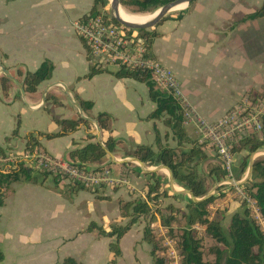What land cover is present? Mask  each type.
<instances>
[{
  "label": "crops",
  "instance_id": "obj_1",
  "mask_svg": "<svg viewBox=\"0 0 264 264\" xmlns=\"http://www.w3.org/2000/svg\"><path fill=\"white\" fill-rule=\"evenodd\" d=\"M198 1V4L195 2L193 7L191 6V12L185 14L181 21L172 20L173 22H165L164 25L159 26L158 33L160 37L155 40L151 53L159 62L171 70L178 79L186 103L194 108L203 120L212 123L222 118L230 109L236 106L247 92H262L263 85H258L261 84L258 79L252 80V84L246 80L245 83H240L237 87L235 85L231 87L232 90L230 91L228 89L229 84H225L221 89L227 90L222 95L217 96L216 99L214 91L221 90L220 84L216 85L211 82V77L215 79V74L218 75L219 72H224L223 67H211L210 69L209 64L201 60L198 68L186 70L184 63H180L177 60V51L174 47L177 46L178 48L183 45L189 47L188 42L192 39L195 42L203 40L206 42L209 40L207 37L212 40L214 38L209 31L210 21L211 19L214 20L216 11L223 4H220L219 0H212L213 2L210 0ZM93 3L94 0H0V79L6 77L2 71L6 70L23 87L25 75L37 71L44 62H50L54 67L52 78L41 84L38 91L33 95L25 93V96H22L19 87L10 79L9 94L8 97H5L0 83V148L9 144L5 142L9 138H15L14 142L18 141L24 145L23 138L31 132L59 133L61 129L54 121L55 119L73 120L81 117L79 110L73 104V102L77 103L76 99L78 98L93 103L92 110L88 114H84L86 118L96 121L98 115L103 113L109 114L113 118L111 136L115 140L122 142L121 147L117 148V156L114 155L117 161L132 159L126 158L125 153L133 151L137 146H152L157 150L156 131L164 136L169 130L162 121L146 120L156 106L150 101L145 84L133 79H119L115 76L118 71L113 73L107 69H105L106 72L98 74L92 79L84 78L89 72L91 65L87 57L86 47L75 32L74 23L90 14ZM247 13H243L241 17ZM107 14L110 13L107 11ZM241 17L235 20L231 27L242 30L249 23L262 21H250L245 24L235 25L240 21ZM200 18H208L209 21L207 24H202L198 22ZM205 31H207V35L204 34ZM197 45L199 47V44ZM200 56H202L201 53ZM205 60L208 59L205 58ZM231 60H236L238 64L245 65L242 57H234ZM210 61H214V59ZM222 77H226L225 73ZM244 78L247 77L244 76ZM246 84L251 86L250 90L247 89ZM44 97L46 99L45 104H43L42 100ZM48 97L50 99L56 98L61 105H55L52 100L47 101ZM22 100L31 112H39L42 109H46V106L50 104L52 110L54 109V114L47 118H37L35 126L31 130L27 128L19 134L20 124L18 125V122L21 123V114H25L23 109L25 106ZM7 107H15L11 116H7L5 112ZM61 112L64 113L58 118L56 114ZM13 117L17 119L15 127L12 121ZM50 124H53L50 132L44 131L43 129ZM17 128L18 136L12 137L13 132ZM192 131L195 138L188 135L189 138L200 142L201 137L197 128L193 127ZM91 135H95L97 141V129L94 124L89 127H81L77 133L71 136L51 141L42 140L41 143L48 156L68 162L69 152L78 147H84L86 145L85 139ZM108 136L109 134L107 133L102 134V142ZM162 144H169L172 147L176 145L171 139L169 142L163 141ZM3 149L6 150V147ZM258 154L255 158L258 157ZM237 158H241L240 154ZM111 163L115 162L108 157L105 165H110ZM122 165L126 168V165ZM127 165H130L129 169H124L121 175L128 185L107 187L106 190L112 191L113 189L111 188H118V191L116 193H108L102 197L98 196V194H90L88 191H80L76 192V194L65 193L67 189L62 190L61 186L56 189L54 184L51 187L48 185V180L42 187L27 185V189L34 188L40 192L46 191L44 193L50 195L56 202L65 201L73 214L71 225L68 227L66 225L63 226L65 228L64 231L70 234L66 235V238L62 237L60 242L52 246V248H56L67 240V245L61 247L63 256H66L62 262L68 258H73L78 264H110L112 253L109 250V244L112 239L99 237L95 232L89 233L86 230L91 223H94L98 227H103L106 232H110L114 223L122 225L117 223V219L121 218L119 206L121 200L128 202L137 198L144 199L147 197L148 190L145 186L147 179L144 177L143 185H141L143 180L141 175L146 176L148 172H144L137 163L132 162ZM146 169L151 170L154 168L146 167ZM129 171L133 173L134 183H137V180L139 181L138 188L131 185ZM155 172H158L162 178L163 185L160 194L168 192V196L186 200L187 204L188 199H190L187 195L174 194L170 189L169 193L167 189L169 188L168 172L165 170ZM174 186L179 189L175 183ZM83 193L86 195L81 199L80 196ZM81 200H87L90 203L91 215H84V210L80 204ZM108 200L117 202V207L109 209L107 206H102V217H98L95 213V203L99 202L102 204ZM159 201L162 202L164 200L160 199ZM221 202H224V205L227 204L229 211L226 216H229V218L242 210L240 201L232 197L230 192H226V197ZM44 213L45 218L42 219V222L46 226H51L54 219L60 214L55 210L54 206L49 205H47ZM25 218L30 222V218ZM124 220L121 218L119 222ZM104 221H109V223L106 224ZM97 222L100 224H97ZM160 224L158 221L154 225H158L160 228ZM144 227L143 224H135L121 239L119 246L122 251V257L117 264H121L125 258H127V264H154L150 254L151 247L143 241ZM128 238L129 242L126 244ZM82 240L86 244H83Z\"/></svg>",
  "mask_w": 264,
  "mask_h": 264
},
{
  "label": "trees",
  "instance_id": "obj_2",
  "mask_svg": "<svg viewBox=\"0 0 264 264\" xmlns=\"http://www.w3.org/2000/svg\"><path fill=\"white\" fill-rule=\"evenodd\" d=\"M177 0H120L123 10L131 15L148 16L157 12L164 5ZM196 2V1H194ZM192 2L189 6L193 5ZM109 0H94L89 16L96 17L107 13L109 8ZM86 17V16H85ZM83 17V18H85ZM182 16L172 18L165 17L159 24L168 20L181 21ZM114 20V19H113ZM264 20V0L260 8L243 15L238 23L245 24L250 21ZM115 23H117L114 20ZM143 33L146 40V47L151 52L155 40L160 37L155 29L153 31H137ZM54 71L53 65L46 61L40 68L33 72L27 73L24 77L23 89L25 93L34 94L38 91L41 84L49 81L52 78ZM106 72L105 69L91 67L85 79H92L94 76ZM115 76L119 79H133L137 82L145 84L148 89L149 99L155 104V110L146 118L149 121H162L165 127L169 130L164 136L156 131L157 150L152 146H137L133 151L126 152V158H133L143 163L148 168L166 167L171 172L175 185L186 191H190L196 199H203L209 194V190L205 189V182L199 177L197 168L200 164L209 160L205 153V143L199 140L190 139L185 129L184 111L180 102L165 91L158 89L152 81L150 74L142 71H132L120 68ZM10 79L2 77L0 83L3 94L8 97ZM260 97H264L263 95ZM54 101L55 105H61L56 98H47V101ZM84 114H88L93 103L81 99H76ZM89 119V118H88ZM60 127L61 131L56 134H47L40 132L28 133L24 138V153L37 154L45 153L41 141H51L57 138L71 136L77 133L81 127H89L91 123L84 118L79 117L73 120H54ZM102 134H109L108 138L100 145L96 141V136L91 135L85 139L86 145L82 148H76L68 154L70 163L76 166L80 171H102L107 169L105 165L107 157L106 150L117 156V148L122 145L121 141L115 140L111 133L113 132V118L109 114H99L96 119ZM19 124V123H18ZM18 136V128L13 132L12 137ZM172 140L176 143L174 147L169 144H162L163 141ZM6 143L11 142V138L5 140ZM264 148V122L262 130L259 134L249 133L239 140L232 148V155H242L240 168L244 174L249 166V159L252 154ZM6 150L0 148V155L5 157ZM126 166H130L124 164ZM222 170V171H221ZM52 176V181L56 189L65 181L59 176H53L47 171H36L32 165H27V162L12 161L8 166L0 169V206L4 205L5 192L13 185H18L23 182L32 183L34 185L44 186L49 177ZM210 177H215V184H219L225 180L227 173L221 167L212 168L209 173ZM146 181L147 197L146 199H134L128 202L121 200L119 202L121 218H128V222L122 225H112L111 231L106 232L103 227H98L91 223L86 232L92 233L97 231L99 237L112 239L109 244V250L112 253L110 264H117L122 257V251L119 246L121 239L129 232V230L137 223L147 221L148 225L144 227L143 241L151 247V257L154 264H167L166 257L160 256L163 248L160 241L157 239L151 225L157 221L156 213L161 215V226L168 229L173 236V243L176 250L181 256V264H264V232L257 221L252 217L251 210L247 207L245 201L239 200L242 205V210L235 213L229 220V225L224 227L222 221L211 219L208 208L217 199V196L212 195L206 200L199 202L187 201V213L183 214V219L186 221V227L181 229L180 235L174 236V224L177 219L178 211L173 207H168L171 213L162 215L160 198L168 196V192L160 194L162 188V178L158 172L147 173ZM68 188L65 193L76 194L80 191H88L92 194L98 193V188H89L80 185L75 181L67 184ZM104 186V185H103ZM224 186L217 188L216 193L222 192ZM247 196L254 200L256 207L264 218V158L254 160L253 174L251 179L241 186ZM234 187H229V191H234ZM223 193V192H222ZM157 207H156V206ZM194 226L205 228L206 237L213 240L217 245L211 247L208 251L214 256V261H205V247L203 239L199 238L198 232ZM5 260L4 253L0 246V263ZM62 264H78L75 259L68 258Z\"/></svg>",
  "mask_w": 264,
  "mask_h": 264
},
{
  "label": "rangeland",
  "instance_id": "obj_3",
  "mask_svg": "<svg viewBox=\"0 0 264 264\" xmlns=\"http://www.w3.org/2000/svg\"><path fill=\"white\" fill-rule=\"evenodd\" d=\"M197 1L198 0H196V3ZM204 1L207 0H202L200 2ZM219 1L220 4L223 5L218 11H216V15H214V20L211 19L209 25L210 34L214 37L213 40L207 37V39L209 40L206 42L204 40L201 42H195V40L192 39L190 42H188V44L190 45L189 47H186L185 45L180 46L178 48L177 46L174 47L177 51V60H179L180 63H184V68H186V70H194L198 68L199 64H201V60H203L204 63H208L210 69L211 67H223L224 72H219L218 75L215 74V79L211 77V82H214L216 85L220 84V89L223 85L229 84L228 89L231 91V87H233L234 85L235 87H237L240 83H245L246 80H248V82L252 84V80L258 79L261 82V84L258 85H263L262 92L252 91L249 93L247 92V94L251 95L253 98L260 97L262 95L264 96V20H262L261 22L258 21L253 22L251 24L249 23L245 28H242V30H240L239 28L234 29L233 27H231L234 21L240 18L243 13L251 12L256 8L260 7L262 0ZM191 6L193 7V5ZM191 6H188V8L183 11L171 13L169 16L175 18L183 15L184 17L185 14H189L191 12ZM107 11L109 12L110 9L108 8ZM169 21L173 22L172 20H168L166 22ZM208 21V18H200L198 22L202 24H207ZM162 24L164 25L165 22H162ZM153 29H155L158 33L159 25H157ZM153 29L149 31H153ZM139 34L143 36V33L139 32ZM204 34L207 35V31H205ZM197 44H199V47ZM200 53L202 56H200ZM234 57H242L244 59L245 65L243 66L238 64V61L236 60L232 61L231 58ZM205 58L208 60H205ZM211 59H214V61H210ZM106 69L109 72L116 73L120 68L115 65H109L106 67ZM224 73L226 76L225 78L222 77ZM244 76H246L247 78H244ZM204 81L206 80L204 79ZM246 87L248 90L251 89V86H249L248 84H246ZM225 90L227 89H221L219 91L215 90L214 94H216V99L217 96L222 95ZM28 94L27 96L33 95ZM18 99H20V97H18ZM22 103L25 106V108H23L25 114H21V123L18 122L20 124L19 134L24 129L30 128L28 130H31L35 126V120L37 118H47L48 116L51 117V115L54 114V109L52 110L50 104L46 106V109H42L39 112H31L29 109H27V105L24 104L23 100ZM192 109L194 110V108ZM14 110L15 107H7V110L5 112L7 113V116H11ZM63 113L64 112L57 113L56 116L60 118ZM12 121L15 124L17 119L13 117ZM52 125L53 124H50L43 130L50 132ZM15 126L16 124L14 125V127ZM4 127H6V125H4ZM185 127L188 132V135L192 138H195L192 129L193 127H196V125L194 123H189ZM14 139L15 138H12L11 142L3 147H6V153L5 157L3 155H0V169H3V167L8 166V164H10V162L12 161L22 160V157L24 155V145L23 143L18 141L14 142ZM263 149L264 148L260 150ZM206 154L209 160L205 163L200 164V166L197 168V171L199 177L202 178L205 182V189L209 190L210 194L215 189L216 185H218L215 184V177L209 176L210 170L212 168L221 167V164L214 152H208ZM238 155H234L235 165L233 167V174L236 182H239L244 179V177L247 175L246 173H248V171H246V173L244 174L242 173V170L240 169L242 155L240 154V159L237 158ZM257 158H264V152H262V154L260 155L258 154ZM257 158H255V160ZM125 167L126 168H124L122 164L111 163L110 165H108L107 168L110 172V177L114 181H117L118 179L122 178L121 172L124 169H129L128 166ZM129 173L131 185L138 188L139 181L137 180V183H134L135 179L132 176L133 173L130 171ZM144 177L148 180L145 175H141V178L143 179L141 185H143ZM70 182L71 181L68 180L63 181L60 184L62 190H66L68 188L67 184H69ZM27 185L41 186L27 182H23L22 184L18 185H13L6 190L4 205L0 206V246L5 256V260L0 264H62V260L66 256H63L61 247L67 245V240L63 242L62 245H59L56 248H52V246H55L56 243L60 242L62 240V237L66 238V235L70 234L69 232L64 231L65 228L63 226L66 225V227H68L71 225L73 221V214L70 212V208L65 201L56 202L50 197V195L44 193L46 191L40 192L34 188L27 189ZM48 185L53 187L52 176H50L48 179ZM107 187L111 186L104 185L97 187L99 189L97 193L98 196L102 197L103 195H106L108 193H116L118 191V188H111L113 189L112 191L106 190ZM167 189L170 193L169 188ZM177 190L181 191L183 189L179 188ZM227 190L228 189L224 188L222 190L223 193L215 192L216 196L220 194L222 195L221 197L217 196V199H215L214 203L208 208V211L210 212V218L222 221V225L224 227H227L229 225L230 220L229 216H226V213L229 211V208L227 207V204L224 205V202H221L224 200V197H226ZM85 195L86 194L83 193L80 196L81 199L84 198ZM160 199L164 200L162 202L160 201V205L158 206V208H160L162 211V215L168 216L171 213V210L167 209L168 207H173V209L177 210L179 213V215L177 214V219L174 224V236H176L177 238L182 233H180L181 229H184L186 227V221L183 219V214L187 213V204L185 202L186 200H180V198L178 199L177 197L171 196H162ZM80 204L82 206V209L84 210V215H91V209L89 207L90 203L87 200H81ZM47 205L54 206L55 210L60 213L57 218L54 219L53 224L51 226H46L42 222V219L45 218L44 210L47 209ZM102 206H107L110 209L111 207H117V202H112L108 200L102 204H100L99 202L95 203V213L98 217H102ZM25 217L30 218L31 223ZM156 217V222H160L161 215L156 213ZM119 220H121L120 217ZM119 220L117 219V223H120L122 225L129 221L128 218H125V220L122 222H119ZM259 221V225L264 231V221ZM104 223L108 224L109 221H104ZM155 223L151 225V228L154 230V233L157 239L160 241L161 247L163 248L162 252L160 253V256L166 257L167 264H170L171 259H169L167 256L169 252L167 250V243L173 242V236L170 235L168 229H160L158 225H154ZM97 224L100 223L97 222ZM140 224L146 226L148 225V222L143 221L142 223H137V225ZM113 225H116V223H114ZM194 229L198 232L199 238L203 239V246L205 247L204 260L210 262L214 261V256L210 255L208 250L217 244L210 238L206 237L204 227L194 226ZM95 233L97 236H99L97 231H95ZM128 240L129 238L127 239L126 244H128ZM81 242L83 244H86L84 240H82ZM124 250L126 251V249ZM126 262L127 258L122 260L121 264H127Z\"/></svg>",
  "mask_w": 264,
  "mask_h": 264
},
{
  "label": "built area",
  "instance_id": "obj_4",
  "mask_svg": "<svg viewBox=\"0 0 264 264\" xmlns=\"http://www.w3.org/2000/svg\"><path fill=\"white\" fill-rule=\"evenodd\" d=\"M74 29L86 47L91 67L106 69L109 65H115L126 70L146 72L151 75L158 89L167 92L180 102L184 111L185 125L189 123L196 125L201 137L200 142L205 143L206 153L214 152L223 170L227 173L221 186L226 189L234 187V191L227 190L226 192L232 193V197L237 196L241 201H245L258 224L259 220L264 221L255 201L247 196L241 186H234L232 183L236 181L233 174L235 158L231 154V148L244 136L252 132L257 134L261 132L264 122V97L253 98L246 94L222 118L212 123L206 122L186 103L178 79L171 70L149 52L146 40L139 32L115 23L107 13L96 17L88 15L80 18L74 23ZM22 159L36 170L50 172L53 176L75 181L85 187L128 185L127 181L122 178L114 181L108 169L80 171L70 161L63 162L45 153H24ZM167 250L169 251L167 256L171 259L170 264H181V256L173 242L167 243Z\"/></svg>",
  "mask_w": 264,
  "mask_h": 264
},
{
  "label": "water",
  "instance_id": "obj_5",
  "mask_svg": "<svg viewBox=\"0 0 264 264\" xmlns=\"http://www.w3.org/2000/svg\"><path fill=\"white\" fill-rule=\"evenodd\" d=\"M196 0H177L171 3H168L166 5H164L163 7H161L157 12H155L154 14H152L151 16H154V19H152L150 22L143 24V25H139V24H132V23H127L125 22L121 16H120V11L122 9V6L120 4V0H110V4H109V9H110V16L120 25H123L124 27H126L129 30H133V31H147V30H151L153 28H155L157 25H159V23L167 16H169L173 11H175L177 8L183 6V5H187L189 6L192 2H194ZM3 73L5 74L6 77H8L9 79H11L13 81V83L19 87L20 91L22 92V95L25 96V92L23 87L17 82V80L6 70H2ZM46 103V99L44 97L43 99V104ZM73 104L75 105V107H77V109L79 110V113L81 114V118L87 119L91 124H94L96 129H97V142L103 145L102 142V133L101 130L98 126L97 121H94L92 119H88L83 115V111L81 110L79 104L73 102ZM262 152H264L263 150H259L256 153L252 154L250 159H249V170L248 173L245 177L244 180L239 181V182H232L234 186H242L243 184L247 183L253 174V165H254V160H255V156L259 153L262 154ZM107 156L115 163H120V164H129V163H137L144 172H148V173H152L155 171H161V170H165L168 172L169 174V189L171 190L172 193L174 194H180V195H187L190 200L192 202H199L202 200H206L208 198H210L212 195H215V192L217 190L218 187H220L222 184L221 182L216 185L215 189L212 191V193L208 194L206 197H204L203 199H196L192 193L190 191H186V190H181L178 191L177 188L174 186V181L171 175V172L169 171V169H167L166 167H157L151 170H147L145 165L143 163H141L140 161L136 160V159H126V160H122V161H117L115 156L110 153L108 150H106Z\"/></svg>",
  "mask_w": 264,
  "mask_h": 264
},
{
  "label": "bare ground",
  "instance_id": "obj_6",
  "mask_svg": "<svg viewBox=\"0 0 264 264\" xmlns=\"http://www.w3.org/2000/svg\"><path fill=\"white\" fill-rule=\"evenodd\" d=\"M187 8H188L187 5H183V6L179 7V8H177L172 13L180 12V11H183V10H185ZM120 16L127 23L139 24V25L146 24V23L150 22L152 19H154V17H155V15L154 16L131 15V14L126 13L122 9L120 11Z\"/></svg>",
  "mask_w": 264,
  "mask_h": 264
}]
</instances>
